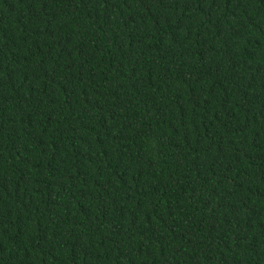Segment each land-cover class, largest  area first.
I'll return each instance as SVG.
<instances>
[{
    "label": "trees",
    "instance_id": "obj_1",
    "mask_svg": "<svg viewBox=\"0 0 264 264\" xmlns=\"http://www.w3.org/2000/svg\"><path fill=\"white\" fill-rule=\"evenodd\" d=\"M0 264H264V0H0Z\"/></svg>",
    "mask_w": 264,
    "mask_h": 264
}]
</instances>
